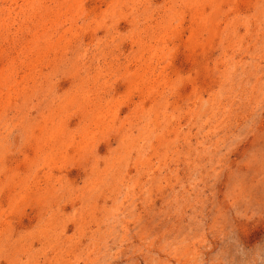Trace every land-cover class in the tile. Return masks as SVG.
<instances>
[{"label": "rangeland", "instance_id": "obj_1", "mask_svg": "<svg viewBox=\"0 0 264 264\" xmlns=\"http://www.w3.org/2000/svg\"><path fill=\"white\" fill-rule=\"evenodd\" d=\"M0 264H264V0H0Z\"/></svg>", "mask_w": 264, "mask_h": 264}]
</instances>
